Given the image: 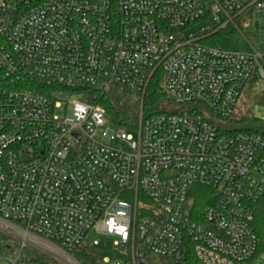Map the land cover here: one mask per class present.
I'll return each instance as SVG.
<instances>
[{"label": "built area", "instance_id": "built-area-1", "mask_svg": "<svg viewBox=\"0 0 264 264\" xmlns=\"http://www.w3.org/2000/svg\"><path fill=\"white\" fill-rule=\"evenodd\" d=\"M205 20L215 27L185 34ZM230 25L264 36V0H0V221L22 246L79 264L94 230L124 264L264 262V137L215 124L264 86V40L206 44ZM155 80L175 110L134 129L87 94ZM195 186L212 191L201 211Z\"/></svg>", "mask_w": 264, "mask_h": 264}, {"label": "trees", "instance_id": "trees-1", "mask_svg": "<svg viewBox=\"0 0 264 264\" xmlns=\"http://www.w3.org/2000/svg\"><path fill=\"white\" fill-rule=\"evenodd\" d=\"M206 40V44L222 49L240 51L247 49V45H245L241 36L235 30L229 28L217 32ZM87 94L96 105L105 110L112 126L117 129H134L138 126L141 115L147 118L165 113L167 112L165 108L167 109L172 104L164 94L159 80L152 81L144 93L115 86L107 93L90 91ZM215 124L222 134L247 132L264 137V119L257 116L242 115L239 117L232 114L226 119L215 121ZM193 191L195 192L192 196L193 210L201 211L205 206L213 204V199L211 200L210 198L212 194L211 190L195 186ZM254 227L261 245L264 246V203L260 205L256 212ZM2 251L3 254H9L11 260H16V264L57 263L54 258L31 247L21 248L17 255L11 257V248H7L5 244L0 242V256L3 255ZM71 255L79 264H104L102 260L93 256L88 247L84 245ZM152 262L153 264H200L192 254L183 261L154 257Z\"/></svg>", "mask_w": 264, "mask_h": 264}, {"label": "rangeland", "instance_id": "rangeland-1", "mask_svg": "<svg viewBox=\"0 0 264 264\" xmlns=\"http://www.w3.org/2000/svg\"><path fill=\"white\" fill-rule=\"evenodd\" d=\"M213 27H215V23L213 21L205 20V21H201L200 23L196 24L192 28H189L185 32V34L187 36H193V35H197L203 32L204 30H207V29L209 30L210 28H213ZM227 28L235 30L241 36L245 45H248L247 43V40H248L252 45L258 47V43L264 40L263 34L261 36L259 33H257L258 35H253L251 33V35L249 34L248 36H246V35H243V33H240V31L233 25H230ZM58 99L64 100L65 98L61 96V97H58ZM64 108L65 106H62V109L57 111V114L59 116H63ZM165 110L173 111L175 110V108L171 104L167 109L165 108ZM67 112H68V115H70V108L67 109ZM242 115H253V116H257L259 118L264 119V86H256L255 83H251L246 87L238 103L236 111L234 112V116L240 117ZM141 118H143L142 115L140 119ZM11 233L14 235H17L20 238H23V239L25 238L23 234L14 231L7 224L0 221V242L5 244L7 248H11V251H10V254H12L11 257L13 255H17L21 248L31 247V246H22L23 241L21 239L15 238L14 236L11 235ZM27 240L51 252V249H48L47 246L41 245L39 243H35V241H32L30 238H27ZM84 246H87L90 253L102 261L105 259H109L111 262H113V264H124V262L127 260V255L124 252L120 251V249L114 248L111 240L107 239L104 235L95 232L94 230L88 234L85 240ZM31 248H34V247H31ZM34 249L38 250L37 248H34ZM40 252L47 254L43 251H40ZM1 253L3 254V251ZM47 255L54 258L57 261L56 264H66L60 259L52 256L51 254H47ZM11 262L12 260L10 259L9 254L4 253L2 256H0V264H12ZM68 262L69 264H75L72 261H68ZM257 264H264V262H259Z\"/></svg>", "mask_w": 264, "mask_h": 264}, {"label": "water", "instance_id": "water-1", "mask_svg": "<svg viewBox=\"0 0 264 264\" xmlns=\"http://www.w3.org/2000/svg\"><path fill=\"white\" fill-rule=\"evenodd\" d=\"M54 256H55L56 258L60 259L61 261H63L64 263L69 264L67 261L63 260V259L60 258L59 256H56V255H54Z\"/></svg>", "mask_w": 264, "mask_h": 264}]
</instances>
